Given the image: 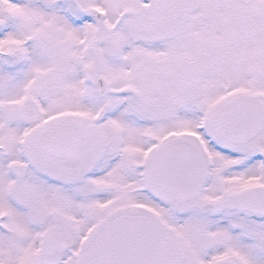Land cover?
Here are the masks:
<instances>
[{
	"label": "snow or ice",
	"instance_id": "1",
	"mask_svg": "<svg viewBox=\"0 0 264 264\" xmlns=\"http://www.w3.org/2000/svg\"><path fill=\"white\" fill-rule=\"evenodd\" d=\"M0 264H264V0H0Z\"/></svg>",
	"mask_w": 264,
	"mask_h": 264
}]
</instances>
